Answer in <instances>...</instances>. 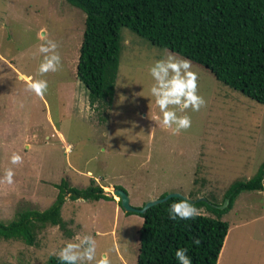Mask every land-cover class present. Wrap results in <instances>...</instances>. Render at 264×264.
<instances>
[{
	"label": "rangeland",
	"instance_id": "obj_1",
	"mask_svg": "<svg viewBox=\"0 0 264 264\" xmlns=\"http://www.w3.org/2000/svg\"><path fill=\"white\" fill-rule=\"evenodd\" d=\"M82 21V11L65 0H0V177L9 168L15 173L12 185L0 184L2 223L24 209L46 208L60 179L83 188L91 177L114 204L111 190L118 185L139 207L169 192L220 203L232 181L252 175L264 159V103L191 61L206 106L187 110L191 127L172 135L155 119L148 69L176 53L121 26L110 103L89 104L74 76ZM45 37L58 43L62 69L37 76ZM28 76L48 82L43 97L25 91L22 77ZM13 153L23 162L11 164ZM261 184L260 190L238 192L221 215L227 230L215 264H264V176ZM112 201L65 195L63 227L45 223L30 245L0 237V264H41L66 242H76L77 234L96 239L98 258L107 254L111 264H133L141 217Z\"/></svg>",
	"mask_w": 264,
	"mask_h": 264
},
{
	"label": "trees",
	"instance_id": "obj_2",
	"mask_svg": "<svg viewBox=\"0 0 264 264\" xmlns=\"http://www.w3.org/2000/svg\"><path fill=\"white\" fill-rule=\"evenodd\" d=\"M65 1L83 13L74 76L84 87L89 104L110 103L121 26L151 45L167 48L203 66L227 87L264 103V0ZM263 176L264 159L250 177L232 181L224 189L220 203L192 198L197 208L210 213H201L194 220L168 218V208L181 199L178 197L166 198L136 213L141 223L136 230L133 264H179L174 255L178 248L188 249L192 264H215L227 230L221 215L231 207L238 192L262 189ZM54 186V199L43 210L24 209L16 218L0 221V237L30 245L37 228L45 223L62 228L59 208L68 193L71 200H112L91 177L83 188L67 186L63 179ZM194 239L201 243L194 245ZM41 264L61 262L57 255H47Z\"/></svg>",
	"mask_w": 264,
	"mask_h": 264
},
{
	"label": "clouds",
	"instance_id": "obj_3",
	"mask_svg": "<svg viewBox=\"0 0 264 264\" xmlns=\"http://www.w3.org/2000/svg\"><path fill=\"white\" fill-rule=\"evenodd\" d=\"M42 39L44 42L38 46V54L42 59L37 68V76L56 73L62 69L58 43L46 37ZM191 68L190 60L169 53L165 58L154 61L148 69L154 81L149 94L159 110V115L155 116V119L159 121L161 128L169 130L172 135H179L191 127V117L186 114L187 110L198 112L206 106V100L198 94V75ZM22 79L27 81L25 91L33 93L36 97H43L47 92L46 80L32 76ZM22 162V157L18 154L13 153L10 157V163L13 165ZM14 175L11 168L6 169L0 177V184L12 185ZM70 197L71 193H68L66 198ZM78 199L82 202V198ZM152 199L155 200V197ZM200 215L201 210L187 197L170 204L168 208L170 220H194ZM74 240L76 242H66L56 253L61 264H111L107 254L97 257V241L92 235L77 234ZM200 243L199 239L193 240L194 245L198 246ZM187 252L186 248H178L175 251V259L179 264H192Z\"/></svg>",
	"mask_w": 264,
	"mask_h": 264
},
{
	"label": "water",
	"instance_id": "obj_4",
	"mask_svg": "<svg viewBox=\"0 0 264 264\" xmlns=\"http://www.w3.org/2000/svg\"><path fill=\"white\" fill-rule=\"evenodd\" d=\"M111 194L116 196L119 208H121L122 211H124V212H130V213L131 212L141 213L148 206H150L152 204H155L157 202L163 201V200H165L166 198H169V197H178V198L185 197V196H183V195H181L180 193H177V192H169V193H166V194H164V195H162L160 197H156L155 200H153V199L146 200L139 207H134V206L129 204L128 196L125 193V191H123L121 188L112 189L111 190ZM196 199H199V198H195V200ZM201 199H203V198H201ZM190 201H193V200L190 199Z\"/></svg>",
	"mask_w": 264,
	"mask_h": 264
},
{
	"label": "crops",
	"instance_id": "obj_5",
	"mask_svg": "<svg viewBox=\"0 0 264 264\" xmlns=\"http://www.w3.org/2000/svg\"><path fill=\"white\" fill-rule=\"evenodd\" d=\"M104 188H105V186H104ZM98 199H101V198H98ZM112 201V200H111ZM112 203L114 204V202L112 201ZM116 204H114V206H115Z\"/></svg>",
	"mask_w": 264,
	"mask_h": 264
}]
</instances>
